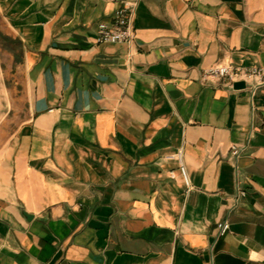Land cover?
I'll return each mask as SVG.
<instances>
[{"label":"crops","instance_id":"1","mask_svg":"<svg viewBox=\"0 0 264 264\" xmlns=\"http://www.w3.org/2000/svg\"><path fill=\"white\" fill-rule=\"evenodd\" d=\"M221 64L264 67V0H0V264H264V86Z\"/></svg>","mask_w":264,"mask_h":264},{"label":"built area","instance_id":"2","mask_svg":"<svg viewBox=\"0 0 264 264\" xmlns=\"http://www.w3.org/2000/svg\"><path fill=\"white\" fill-rule=\"evenodd\" d=\"M133 38V32L130 25V19L127 14V5L115 12L113 26L107 28L102 25L98 31L96 42L102 43H118L127 42ZM200 80L203 83H223L232 85L234 83L243 82L247 85L252 93L261 86H264V67H232L227 64L216 65L201 73ZM232 156L239 154V149L232 147ZM181 161V153L177 155ZM245 192L237 191V198L243 197ZM217 236L225 235L230 229V223L227 219L218 221L216 224Z\"/></svg>","mask_w":264,"mask_h":264},{"label":"rangeland","instance_id":"3","mask_svg":"<svg viewBox=\"0 0 264 264\" xmlns=\"http://www.w3.org/2000/svg\"><path fill=\"white\" fill-rule=\"evenodd\" d=\"M4 103H5V94H4V92L1 90V87H0V116H1V113H2V111H3Z\"/></svg>","mask_w":264,"mask_h":264},{"label":"water","instance_id":"4","mask_svg":"<svg viewBox=\"0 0 264 264\" xmlns=\"http://www.w3.org/2000/svg\"><path fill=\"white\" fill-rule=\"evenodd\" d=\"M235 86H238V87H244L245 86V84L243 83V82H238V83H236V85Z\"/></svg>","mask_w":264,"mask_h":264}]
</instances>
